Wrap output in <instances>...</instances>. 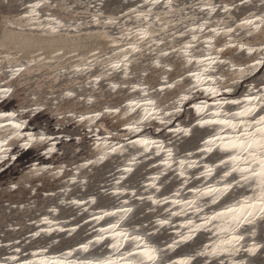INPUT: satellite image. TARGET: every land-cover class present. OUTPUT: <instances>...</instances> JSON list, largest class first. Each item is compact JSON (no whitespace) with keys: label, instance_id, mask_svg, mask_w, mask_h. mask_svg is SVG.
Masks as SVG:
<instances>
[{"label":"bare ground","instance_id":"1","mask_svg":"<svg viewBox=\"0 0 264 264\" xmlns=\"http://www.w3.org/2000/svg\"><path fill=\"white\" fill-rule=\"evenodd\" d=\"M105 1L107 0H51V3L55 4L56 7H45L40 18L41 21L46 23L44 16L51 13V15L58 17L64 23L65 27L58 34H45L39 27H29L27 19H21L28 11V5L34 3L35 0H0V43H6L8 46L7 51L0 48V61H2L0 62V88L11 87L13 90L11 93L0 97V112H18L21 119L28 121L25 131L33 133L44 132L52 138L56 146L57 142L53 136L43 129V127L35 129L29 125L30 117L37 112L21 111L22 108L34 110L37 105L40 106V109L49 105L48 108L54 110L58 115L62 114L64 116L62 121H73L75 125H78L84 130L89 138L88 150L80 159L72 160L69 164L60 163L57 165L32 162L29 164L28 169L20 176L25 188L27 185L29 186L32 180L40 177L42 174H46L49 178L58 179L59 186H57V190L48 189L44 193H41V197L48 199V201L42 208L36 209L33 214L24 217L23 226L17 233H14L10 238L2 240L1 236L3 235V231H0V261L13 255H19L21 259H32V253L38 251L40 248L49 249L47 252L48 255H60L62 251L67 252L69 248L78 249L80 244L93 240L99 229L102 226H106V222H114L116 219V217H106L105 220L95 221L92 219V216L98 215L101 209L111 211L121 206L133 208V212L123 222V227L129 229V231L138 230L139 234L144 235L150 243L158 248L165 249L163 253L165 262L175 260L184 255L194 256L197 251L201 250L203 244L208 243L210 234L198 233L192 240L180 244L175 249H166L167 244L172 243L174 239H178L177 230L184 231V229L180 228L183 217H172V223L170 225L161 227L156 223L157 219L167 218L168 214L165 212V208L174 206L170 204L154 205L147 197L149 195H155L157 197L170 196L178 189L182 198H189L190 193L187 192V186L184 188L180 187L181 178L173 171H167L157 181V184L162 185L159 192L148 187L151 178L163 170L155 156L146 159L143 155L137 154L139 151L138 148L125 145L128 150L123 154L119 152L113 153L108 155L103 161L88 165L87 167H80V165L85 164L88 160H97L101 151L96 147L98 137L101 140L107 138L112 143H125L124 136L135 139L138 135L127 132L123 127L124 123L138 118L136 113L130 114L129 117L123 116L125 108L122 106H126L129 99L139 98L141 95L139 90L132 91L131 85L137 83L148 85L150 97L155 98L161 106H164L169 105L171 101L175 100L189 84L187 77L184 81H179L180 75L186 76L185 68L182 67V60L176 54L170 52L169 49L172 47L179 48L185 42L187 37L182 38L177 36L175 40L172 37L177 30L183 31L185 25L191 27V23L187 20H183L182 23H177V21L182 20L180 12H175L170 17L164 16L167 9L163 6V0L161 5L153 9V12L161 15L165 20L171 19L172 23L166 31L159 32L161 25L159 22H156L154 26L159 32V37H153V39L163 38L165 44L158 47L160 50L169 51V55L161 57L159 50L149 51L147 45H145L142 53L133 54L134 58L130 57L132 63L127 77L119 70L113 71L111 75H107L105 73L106 58L111 57L117 49L114 47L113 42L108 40L102 33L106 32L108 36L119 40L122 25L127 24L128 27H132L135 23H138L135 20H126V17L121 15V13H128L130 8H136L137 5H142L144 0H119L117 4L114 3L115 5H108ZM198 2L200 0H173L174 5L177 7H184L185 5L191 6ZM213 2L216 4L236 5L235 8L231 9L229 14H225L222 10L218 9L210 17L213 22L226 17V15H230L232 20L229 23L233 24V22L238 23L240 19L248 17L250 14H264V0H248L243 5L240 0H213ZM98 12L102 13V19L109 17L117 18L119 23L115 25L95 24L91 17ZM183 15L209 18L197 7L185 8ZM154 19L155 17H153ZM210 26L215 25L213 23ZM201 39H203V35ZM226 39L227 37L220 36L216 38L215 42L219 46ZM234 39L243 40L253 46H258L259 43L264 42V32L254 33L253 36L249 37L241 29L238 35L234 36ZM121 46L124 45L121 44ZM197 47L203 48V44L201 43ZM54 50L57 52L62 51V54L58 57H53L52 53ZM91 53H97L96 57L93 58ZM7 54L16 56L20 66L28 65L18 77H10V73L8 72L9 62L3 59ZM224 55L237 64L251 63L253 59L247 53H241L232 49H227ZM40 56L44 57L43 61H40ZM157 58L160 59L161 67H157L153 63ZM31 60H36L37 62L30 64ZM87 61H92V65L87 70L80 72L73 71L75 67H82ZM12 66H17V62L13 61ZM168 66L171 67V70H169ZM218 72L230 77L232 76V72L224 66H221ZM96 76H100L101 79L96 81L94 79ZM165 78H167L168 83L177 82L176 87L160 92L159 89L166 82ZM262 80H264V69H258L254 74L246 76L234 85V91L232 93H226L229 94L227 97L230 99L239 98L249 90L251 85L259 86ZM112 84H117L119 87L113 89L111 87ZM124 85H128V87H124ZM18 86L24 87V94L18 101L17 106L3 108L1 103L7 101ZM152 89H157V91L152 92ZM69 91L74 92L75 96H67L66 93ZM195 96L198 95L196 94ZM33 97H35V100L32 99ZM80 97H84V99L81 100ZM89 97H92L91 102L88 99ZM195 102L197 101H192V103ZM105 107H121L122 110L120 114H105L91 125L87 122H80L77 118L81 114L89 115L94 111H103ZM69 112L75 113L76 116H69ZM195 114L194 109H187L175 116L173 121H176V124L182 127H191L192 129V125L197 119L194 118ZM176 124L163 126L158 121H153L149 126L144 128V133L153 138L164 140L166 144L168 141H171L172 143L168 146L174 148L177 157H183L186 153L192 152V158L199 159L201 164L205 162L216 163L219 158H223V153L218 150L207 155H202L197 151L199 147H203V144H200V141L203 140L201 135L206 131L203 132L197 129L196 138L191 141H185L181 137L183 134H173L167 131L168 127H175ZM157 127L161 128L160 132H156L155 129ZM90 128L91 131L89 130ZM97 129L99 130L97 131ZM109 133L113 135L109 136ZM4 135V130H0V137ZM20 143L21 141L12 140L5 146L8 151L4 155L8 158L0 160V170L15 161L19 153L33 147H38L42 155H44V158H49L50 154H46V150L51 145L45 143L25 149L20 147ZM13 156L15 159H11ZM133 156H136L137 160L132 166L133 171L138 167L140 175L136 181H129L126 179L129 178L133 171L131 173H124L123 170L128 166V161ZM106 162H108V165L105 169V176L98 182L97 190L87 191L83 195L79 194V190H86L88 174L94 168ZM34 165L36 166L35 169L33 168ZM61 167H63V171L57 175L56 171ZM65 168H68V170L65 171ZM37 169L45 170L37 171ZM189 171L194 174L197 170L192 169ZM220 174V170L218 169L213 181L219 180ZM122 175L124 179L121 180L120 186L122 189H127V191H122L117 196L114 194V189L117 187L115 181L120 179ZM72 177H76L75 182L72 181ZM35 181H38V179ZM168 182H170V185L164 188L163 185ZM201 182L203 181H190L189 186H199ZM35 187H30V194L34 193ZM75 187H78L79 190L77 189L71 192ZM133 189L136 192V196L132 195ZM47 191L53 195L47 197ZM98 193L106 196V199L97 203ZM245 194L250 193L241 192L240 189H234L227 198L218 202V205H209L205 211L223 207ZM91 196L96 197L95 204L90 202L89 197ZM140 196H143L144 200H140ZM72 200H84L86 203L77 206L70 203ZM61 201H66V203H61ZM125 201H127L126 205L124 203ZM30 203L31 201H28L29 205ZM54 207L58 211L50 212V209ZM136 208L141 209L143 213L147 212L146 217L136 219L134 216ZM81 214L83 216L74 220L76 216ZM43 216H49L50 219L55 220L58 226L64 228L65 231L57 230L52 233H41L38 237L32 236L31 233L47 227L46 224L42 223ZM19 224L8 221L5 227L6 229L15 228L14 225ZM77 225L79 226L77 227ZM73 228H75V231H72ZM172 230L174 233H171ZM250 230L249 228L248 231ZM256 230L257 235L255 240L257 243L263 244L264 222H257ZM251 239V237L246 238L247 242H250ZM194 240L196 241V245L193 248L182 247ZM16 241H19V243L17 244ZM17 247L21 249L20 253L15 252ZM111 251L107 247L106 242H101L100 244L94 243L88 252L78 250L74 253V258L102 257L109 255ZM257 253L250 255L242 251L236 259L246 260L247 264H255L253 260ZM205 260V257H199L197 263L205 264ZM209 264H215V260H210Z\"/></svg>","mask_w":264,"mask_h":264},{"label":"snow or ice","instance_id":"2","mask_svg":"<svg viewBox=\"0 0 264 264\" xmlns=\"http://www.w3.org/2000/svg\"><path fill=\"white\" fill-rule=\"evenodd\" d=\"M242 4L248 0H240ZM162 0H144L142 5L136 8H130L128 13H121L126 20H135L132 27L127 24L121 27V36L119 40L108 34L102 33L108 40L113 42L117 51H114L111 57L106 58L105 73L111 75L113 71H122L127 77L130 72V65L133 54L142 53L144 46L147 45L149 51L159 50L161 57L169 55V51L176 54L182 60V67L185 68L186 76L180 75L179 81H184L187 77L189 80L188 87L184 89L175 100L169 105L161 106L155 98L150 97L148 85L133 84L132 91L139 90L141 95L139 98L129 99L123 112L124 117L136 113V119H132L124 123L123 127L129 133L138 134L135 139L124 136L125 143H112L107 138L101 140L97 138L96 147L100 149V155L96 161L88 160L80 167L103 161L108 155L113 153L123 154L128 149L125 145L132 148H138V155H143L146 159L155 156L159 165L163 170L158 172L148 183V187L159 192L162 185L157 184L161 176L167 171L175 172L181 178L180 187L187 186V192L190 193L189 198H182L179 189L170 196L157 197L149 195L148 200L154 205H172L174 207H166L165 212L167 218H159L156 223L161 227L170 225L172 217H183L180 228L184 231L177 230L178 239H174L172 243L166 245L167 250H173L182 243L192 240L198 233L210 234L208 243L202 245L201 250L195 255L180 256L175 260L163 259L165 249H161L149 242L144 235L139 234L138 230L129 231L123 227V222L133 212L132 207L121 206L111 211L101 209L98 215L92 216L95 221L105 220L106 217H116L114 222H106V226H102L93 240L82 243L79 248H69L67 252L60 255H46L47 249L40 248L33 252L32 259H21L19 255H13L0 264H193L195 258L205 257V264H209L210 260H215V264H247L246 260L236 259L243 251L250 255H255L258 251L264 249V244L257 243L255 237L257 235V222H264V80L259 86L251 85L249 90L239 98H228L226 93L234 91V85L246 76L254 74L258 69H264V42L258 46H253L243 40H235L234 36L238 35L239 30L243 29L247 36L251 37L254 33L264 32V14H250L248 17L240 19L230 24L232 20L230 15L213 22L210 17L216 13L218 9L225 14H229L231 9L236 5L216 4L213 0H200L195 5H185L177 7L173 0H163V6L167 9L164 16H172L175 12H180L182 23L187 20L191 23V27L185 25L183 31L177 30L173 34V40L178 37H187L185 42L179 47H172L169 51L160 50L158 46L164 45L163 38L159 37V32H164L169 28L172 20H165L159 14L153 12V9L161 5ZM45 7L55 8L56 5L51 0H35L34 3L28 5V11L21 19L28 20L29 27H39L45 34H58L65 27L64 23L51 13L44 16L41 21V15ZM197 7L202 13L209 18H197L195 16H184L185 8ZM153 17L155 19L153 20ZM92 21L97 25H115L119 23L117 18L102 19V13H96L91 17ZM161 25L159 32L155 28V23ZM214 23L215 26H210ZM15 26V25H14ZM203 35V39L201 36ZM224 36L226 41L217 46L216 38ZM203 44V48H198L199 44ZM124 45V46H121ZM7 44L0 43V48L7 51ZM232 49L241 53H247L253 57L251 63L237 64L231 59L225 57V51ZM62 51H53V57H58ZM74 55V53H73ZM93 58L97 53H91ZM3 59L9 62L8 72L10 77H18L28 65L20 66L17 57L7 54ZM40 61L44 60L43 56L39 57ZM16 61L17 66L13 67L12 62ZM2 62V61H0ZM36 60H31L30 64H35ZM153 63L157 67H161L160 59H155ZM92 65V61H87L82 67L78 66L73 69L75 72L87 70ZM224 66L232 72V76L218 72V69ZM169 70H171V67ZM147 75V73H145ZM96 81L101 79L100 76L94 77ZM165 83L159 89L163 92L165 89H173L177 82ZM230 81V83H229ZM111 87L116 89L117 84ZM128 87V85H124ZM13 90L11 87L0 88V97H3ZM157 89H152V92ZM201 93L211 98L201 99L195 103H191L193 97ZM67 96H75V93L69 91ZM35 100V97L32 98ZM81 100L84 97H80ZM91 102L92 97L88 98ZM189 102V106L194 109L197 119L196 125L204 128L210 127L214 129L213 134L207 136L202 141L203 147H199L197 151L202 155L219 151L223 153V158H219L216 163H203L199 159L192 158L193 153L188 152L183 157H177L174 148L168 141L153 138L144 133V128L149 126L151 122L158 121L160 125L167 126L173 123V118L184 111L185 102ZM234 109V110H233ZM37 105L34 110L22 108L21 111H40ZM121 107H105L103 111H94L89 115H79L77 118L80 122H87L89 125L98 121L105 114H120ZM69 116L75 117L76 114L69 112ZM62 118V117H61ZM0 130H4L5 135L0 137V160L7 159L4 155L8 151L5 147L9 141H21V148H30L34 145L45 144L51 145L47 147L46 154L54 152L55 145L52 138L44 132L33 133L25 131L28 121L21 119L18 112H0ZM91 131V128L89 129ZM99 129H97L98 131ZM156 132H160L161 128L157 127ZM167 131L173 134L190 135L191 127H182L176 124L175 127H168ZM113 135L109 133V136ZM15 159V157H11ZM137 162L136 156L131 157L128 166L124 168V173H131L133 165ZM223 166V167H221ZM35 169L36 166L34 165ZM47 168V166H45ZM196 169V173H190L189 170ZM220 170L219 180L213 181L214 175ZM45 169H37L41 171ZM63 171V167L57 169L56 174L59 175ZM231 178V180H229ZM75 182L76 177L71 178ZM115 181L117 187L114 194L119 196L122 191L121 180ZM190 181H203L199 186H189ZM16 187L15 184L12 185ZM234 189H240L241 192L250 194L241 195L232 203L227 204L218 209L205 211L209 205H218V202L227 198ZM132 195L136 196L133 189ZM144 200L143 196L139 197ZM89 200L92 204L96 203V197L91 196ZM66 203V201H61ZM70 203L77 206L84 205V200H72ZM125 205L127 201L124 202ZM152 210V209H150ZM58 211L57 208L50 209V212ZM42 223L47 227L41 228L39 231L31 233L32 236L38 237L41 233H52L54 231H65L60 228L57 222L50 219L49 216L42 217ZM79 225H77L78 227ZM251 229L248 231V229ZM75 231V228L72 229ZM150 235V234H149ZM251 237V241L247 242L246 238ZM110 239V242H109ZM106 242L107 247L112 251L107 256L94 258H74V253L78 250L88 252L90 247L95 244ZM18 244L19 241H16ZM16 253H20L21 249L17 247Z\"/></svg>","mask_w":264,"mask_h":264},{"label":"rangeland","instance_id":"3","mask_svg":"<svg viewBox=\"0 0 264 264\" xmlns=\"http://www.w3.org/2000/svg\"><path fill=\"white\" fill-rule=\"evenodd\" d=\"M118 1L119 0H107L105 3L108 5H115ZM23 89V86L16 87V91L14 90L8 100L1 103L2 107L17 106L18 101L23 97ZM48 106L49 105H47V107L44 106L45 108L43 107L36 114L32 115L30 117L29 125L35 129L43 127V129L49 132L57 142L55 146L56 150L49 155V158H44V155H42L41 150H39L38 147L30 148L27 151L19 153L16 160L0 172V231H3V235L1 236L2 240L10 238L14 233H17L23 226L22 223L24 217L33 214L36 209H40L46 204L48 199L42 198L41 193H44V191L48 189L57 190V186H59L58 179L49 178L46 174H42L40 177L32 180L29 183V186L27 185L25 188L20 176L28 169L29 164L32 162L52 165L60 163L69 164L72 160L80 159L88 150L87 145L89 138L84 130L78 125H75L73 121H62L64 116L62 114L58 115L54 110L48 108ZM107 165L108 162L94 168L93 171L88 174L86 190L80 191L78 187H75L71 192L78 189V193L83 195L90 190L96 191L98 188V182L105 176ZM67 170L68 168H65V171ZM139 175L140 172L137 167L126 180L136 181ZM37 179L38 181H35ZM12 184H15L16 187L13 188L10 186ZM169 185L170 182L163 186L164 188H167ZM32 186L36 187L34 193L30 194L29 189ZM47 193V197L53 195L50 194L51 192L49 191H47ZM104 199H106V196L100 193L97 194V203ZM28 201H31L30 205L28 204ZM20 206L21 208H19ZM146 214L147 212L143 213L139 208H136L134 211L136 219H142L146 217ZM81 216H83V214L76 216L74 220L79 219ZM8 221L20 224L14 225L15 228L6 229L5 224ZM197 260L194 262L197 263ZM253 261L255 264H264V249L258 251ZM194 262L193 264H196Z\"/></svg>","mask_w":264,"mask_h":264},{"label":"water","instance_id":"4","mask_svg":"<svg viewBox=\"0 0 264 264\" xmlns=\"http://www.w3.org/2000/svg\"><path fill=\"white\" fill-rule=\"evenodd\" d=\"M197 95L198 96H194L193 97V99H192V101H198V100H201V99H209V102H211V98H208V97H206V96H204L203 94H201V93H197ZM226 96H228L229 94H225ZM192 101H191V103H192ZM187 109H191V107L189 106V102H186L185 104H184V110H187ZM194 118H197V116H196V114L194 115ZM173 125L174 124H176V121H173V123H172ZM197 129L198 130H201V131H206V132H204L202 135H201V138L204 140V139H206V135H210V134H213V132H214V129H212V128H210V127H204V128H201V127H199V126H197L196 125V123L194 122L193 123V125H192V131H191V134L190 135H182L181 137H182V140H185V141H188V140H193V139H195L196 138V135H197ZM203 140H201L200 141V144H202V141ZM24 152V151H23ZM97 230V229H96ZM171 233H174V231L172 230L171 231ZM196 245V241L194 240V241H191V242H189L188 244H186V246H182V247H188V248H193L194 246ZM49 250V249H48ZM48 250H47V252H48ZM66 251H62L60 254H63V253H65ZM46 255H48L47 253H46ZM197 259H199V256H197L196 258H195V260H197ZM194 260V261H195ZM196 264H198V263H196Z\"/></svg>","mask_w":264,"mask_h":264}]
</instances>
